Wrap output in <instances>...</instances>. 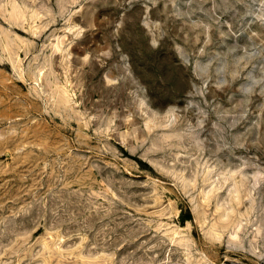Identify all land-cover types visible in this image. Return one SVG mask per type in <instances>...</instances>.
<instances>
[{
  "label": "rangeland",
  "instance_id": "obj_1",
  "mask_svg": "<svg viewBox=\"0 0 264 264\" xmlns=\"http://www.w3.org/2000/svg\"><path fill=\"white\" fill-rule=\"evenodd\" d=\"M0 264H264V0H0Z\"/></svg>",
  "mask_w": 264,
  "mask_h": 264
}]
</instances>
